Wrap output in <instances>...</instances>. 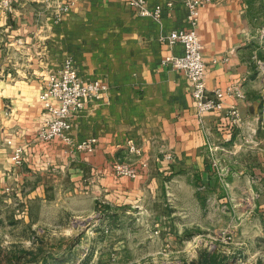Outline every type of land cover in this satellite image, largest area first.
I'll list each match as a JSON object with an SVG mask.
<instances>
[{"label": "crops", "instance_id": "1", "mask_svg": "<svg viewBox=\"0 0 264 264\" xmlns=\"http://www.w3.org/2000/svg\"><path fill=\"white\" fill-rule=\"evenodd\" d=\"M36 1V13L45 20L44 29L34 34L40 54L39 63L33 65L39 68L38 81L25 87V92L5 95L11 112L3 114L8 139L23 148L24 159L35 165L46 158L68 160L66 164L81 161L84 169L98 168L101 181H110L117 197L157 184L163 176L178 177L188 171L202 181L210 178L213 185L226 179L232 186L264 184V71L259 72L263 67L255 65L257 51L249 46L253 29L242 0H210L201 8L196 28L207 89L226 91L236 86L242 95L224 98L225 108L239 112V129L214 113L207 114L201 126L186 77L161 66L165 56L182 54L180 45L169 48L160 41L173 30L188 29L187 11L180 0H144L149 9L161 8L159 21L138 16L123 0H79L58 18L44 8V0ZM65 57L73 59L82 80L108 86L99 102L71 114L70 137L75 142L95 138V153L107 158L115 150L127 152L126 142L132 140L148 160L146 169L137 165L136 178H115L109 164L89 163L84 158L87 153L70 154L57 139L37 141L45 117L37 95ZM165 153L173 159H163Z\"/></svg>", "mask_w": 264, "mask_h": 264}, {"label": "rangeland", "instance_id": "2", "mask_svg": "<svg viewBox=\"0 0 264 264\" xmlns=\"http://www.w3.org/2000/svg\"><path fill=\"white\" fill-rule=\"evenodd\" d=\"M36 2L13 0V11L0 14V264H264L263 182L232 186L226 179L213 185L188 171L117 197L98 168L84 169L81 161L46 158L35 165L25 158L18 167L9 162L3 114L9 116L11 105L5 95L38 81L34 34L45 20ZM242 3L261 72L264 0ZM108 155L94 150L84 158L106 162L118 179L116 163L148 165L142 151Z\"/></svg>", "mask_w": 264, "mask_h": 264}, {"label": "built area", "instance_id": "3", "mask_svg": "<svg viewBox=\"0 0 264 264\" xmlns=\"http://www.w3.org/2000/svg\"><path fill=\"white\" fill-rule=\"evenodd\" d=\"M46 10H50L56 18L67 12L79 0H45ZM210 0H180L186 8V22L188 29L173 30L161 36L160 41L169 48L174 45L182 47V54H170L161 60V66L182 73L188 83L190 96L193 101L197 121L202 126L207 114H222L224 119L235 129L240 128L241 119L237 108L224 107L226 96L241 98L242 95L236 86H231L226 91L219 89L208 90L206 87V65L202 58V45L198 38L196 28L199 22L201 8ZM123 2L140 17H149L155 21L160 20L161 8L155 6L149 9L144 0H123ZM13 11V0H0V14H10ZM108 91V86L100 81H84L78 74L72 58H67L56 73H49L46 83L37 95V102L44 112V119L40 123L36 139L48 142L54 139L61 141L68 147L70 154L83 152L91 154L96 147L95 138H87L74 142L69 135L71 114L84 109L88 103L99 102ZM4 144L10 148L9 160L13 166H20L24 160V150L21 146H13L11 140ZM127 152L139 155L141 149L134 145L132 140L126 142ZM211 150V149H210ZM215 150V148H214ZM211 150V151H214ZM170 153H165L163 159L170 160ZM216 165V163H213ZM141 168L146 169V164L141 163ZM116 175L129 179L137 177L138 170L125 163L113 165Z\"/></svg>", "mask_w": 264, "mask_h": 264}, {"label": "trees", "instance_id": "4", "mask_svg": "<svg viewBox=\"0 0 264 264\" xmlns=\"http://www.w3.org/2000/svg\"><path fill=\"white\" fill-rule=\"evenodd\" d=\"M42 264H60V262L59 261H56V260H52V261H50V262H43ZM209 264H215L213 261H211V263H209Z\"/></svg>", "mask_w": 264, "mask_h": 264}]
</instances>
